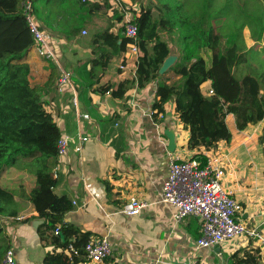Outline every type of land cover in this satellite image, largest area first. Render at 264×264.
Wrapping results in <instances>:
<instances>
[{"label":"trees","instance_id":"obj_1","mask_svg":"<svg viewBox=\"0 0 264 264\" xmlns=\"http://www.w3.org/2000/svg\"><path fill=\"white\" fill-rule=\"evenodd\" d=\"M129 1L140 10L133 20L138 30L134 78L102 86L99 94L122 100L134 84L143 87L155 81L153 119L161 123L159 115L164 117L166 105L173 101L175 115L189 133L187 149L198 151L193 159L202 166L206 163L203 152L214 149L221 141L230 142L228 115H233L238 131L259 122L264 124V45L261 50L249 48L243 36L244 28H248L251 40H264V5L258 0H158L156 5L151 0ZM28 2L42 30L68 40L88 26L95 12L107 11L110 2L100 5L81 0H0V176L10 168H18L34 178L27 200L44 221L39 238L58 251L46 254L43 264H88L85 245L91 234L66 222L65 216L74 209L72 200L54 191L58 184L54 171L61 131L45 107L49 104L47 94L55 88L60 72L52 61H47L49 76L42 87L29 81L27 60L34 39L25 14ZM114 14L115 22L94 33L91 39L89 77L96 82L130 43L121 27L117 28L122 15L116 11ZM163 32H179L182 49L180 61L159 75L163 61L171 54ZM207 82L210 93L205 95L201 87ZM117 127L118 117L113 116L103 124L102 133L106 134L105 140L117 133L111 145L120 153L124 140ZM257 141L264 180V126ZM13 195L0 184L1 215L13 204ZM10 214L15 216L16 212ZM56 228L58 234L54 233ZM69 245L74 251L66 253ZM7 249L0 250V264ZM259 252L241 250L230 259L232 264H261Z\"/></svg>","mask_w":264,"mask_h":264},{"label":"crops","instance_id":"obj_2","mask_svg":"<svg viewBox=\"0 0 264 264\" xmlns=\"http://www.w3.org/2000/svg\"><path fill=\"white\" fill-rule=\"evenodd\" d=\"M119 2L137 7L129 0ZM108 6L107 11L112 13V5ZM105 11L95 12L89 25L74 38L64 40L52 35V46L57 44L63 54L64 65L57 60L60 68L71 75L77 87L79 111L89 116L86 121H77L69 107L68 92L58 94L54 88L47 94L48 108L61 133L72 138V146L57 167L58 184L54 189L58 195H68L72 200L74 209L65 216L66 222L81 232L90 233V237H106L111 251L101 264H187L192 260L232 264V254L255 249H259L260 263L264 264V247L253 239L241 238L211 249H196L200 235L198 219L188 217L175 223L172 209L160 202L170 158L189 160L198 151L187 149L189 133L175 115L173 101L166 105L161 123L153 119L155 81L143 87L134 84L122 100L113 99L110 94H99L100 87L132 80L135 72L134 64L122 63L119 54L97 82L89 77L92 36L115 21L107 18ZM99 17L106 20L98 22ZM27 63L31 85L42 87L49 76V63L39 58L33 49ZM120 64L125 65L124 69L119 68ZM201 89L206 95L209 82ZM66 104L67 111H63ZM113 116L118 117L117 128L124 140L120 153L111 145L117 133L108 140L102 133L103 124ZM226 122L231 132L230 142L221 141L203 155L218 156L224 172L222 183L241 206L240 220L248 227L264 230L263 158L257 141L264 124L259 122L238 131L233 115H228ZM166 129L175 134L173 153L167 150L168 140L163 134ZM80 136L88 140L78 154L74 147ZM0 184L14 192L13 204L0 214V250L13 249L16 264H43L46 254L58 251L40 241L39 229L44 221L27 200L34 186L33 176L22 170L8 169L0 176ZM131 198L143 200L149 207L135 216L122 213ZM11 212L16 215L11 216Z\"/></svg>","mask_w":264,"mask_h":264},{"label":"built area","instance_id":"obj_3","mask_svg":"<svg viewBox=\"0 0 264 264\" xmlns=\"http://www.w3.org/2000/svg\"><path fill=\"white\" fill-rule=\"evenodd\" d=\"M81 1L101 5L106 0ZM109 2L112 9L123 17L117 28L121 27L123 36L130 40L126 51L121 54V58L125 63L130 61L134 63L138 56V49L134 43L138 30L133 20L139 16L140 10L137 7L123 6L119 0H109ZM25 14L29 31L34 39L33 50L40 58L45 61H52L59 68L60 76L55 83L56 92L58 94L69 93V107L73 110L78 122L88 120V114L79 111L77 87L73 84L71 75L60 68V64L55 58L51 44L53 36L49 31L41 29V24L32 14L30 2L25 5ZM124 64H120L119 68L124 69ZM48 107L47 105L45 109L52 115ZM63 111H67V104L63 107ZM159 118H162V116L159 115ZM87 140L86 136H80L74 147V152L80 154L83 143ZM71 146L72 138L62 132L57 144L58 165L54 171L55 177L57 176L59 163ZM204 156L206 163L203 166L197 159L170 158L168 172L161 188L160 202L172 209V219L175 223H180L188 217L198 219L200 235L195 244L198 250L215 248L241 238L253 239L264 247V230L259 227H248L240 220L241 206L233 197L232 192L222 183L224 172L219 165L218 156L213 153L211 155L204 154ZM147 207H149L147 202L131 198L121 211L128 216H135ZM54 232L58 234V228ZM68 251H74L71 245L65 252ZM110 251L111 247L106 237H90L85 245L88 264H101L109 256ZM1 264H16L13 249L9 248L5 251ZM128 264L138 263L130 262ZM187 264L207 263L192 260Z\"/></svg>","mask_w":264,"mask_h":264},{"label":"rangeland","instance_id":"obj_4","mask_svg":"<svg viewBox=\"0 0 264 264\" xmlns=\"http://www.w3.org/2000/svg\"><path fill=\"white\" fill-rule=\"evenodd\" d=\"M145 3L146 0H144ZM149 1V0H147ZM243 1V0H242ZM151 2L156 5L158 3V0H151ZM259 3H261L262 5H264V0H258ZM122 3V2H121ZM128 2L126 3H122V5L124 6H127ZM64 12V11H63ZM63 14V13H62ZM107 14L109 15V19H112L114 20L115 19V14L112 15L111 12H108L107 11ZM58 19L60 20L61 19V16L58 17ZM105 19V18H104ZM104 19L99 17L97 18V21L98 22H104ZM106 20V19H105ZM89 25V23H88ZM105 24H103L104 26ZM106 26V25H105ZM86 33V32H85ZM163 37H167V41L169 42V45H170V49H171V55L175 56L176 57V62H179V56H180V51L182 49V44H181V40L179 39V32H172V33H167L165 34L164 32L162 33ZM243 36H244V40H245V43L247 45V47L249 48H254L255 50H261V48L263 47L264 45V40L260 41L259 43H256L254 42L253 40H251L250 38V31L248 28H244L243 30ZM64 40H67L64 38ZM57 44L53 43V46H52V49H53V52L55 54V58L59 61H63V65H64V59H63V54L61 53V51L56 47ZM38 56V55H37ZM39 57V56H38ZM206 57V56H205ZM40 58V57H39ZM174 63V64H175ZM168 76H171V78L173 79V76L171 73L168 74ZM14 171H18L19 169L18 168H10ZM228 260V259H227Z\"/></svg>","mask_w":264,"mask_h":264},{"label":"water","instance_id":"obj_5","mask_svg":"<svg viewBox=\"0 0 264 264\" xmlns=\"http://www.w3.org/2000/svg\"><path fill=\"white\" fill-rule=\"evenodd\" d=\"M175 61H176V57L173 56V55H169L163 61L162 65H161V67H160V69L158 71L159 75L165 74L169 70V68L174 65ZM163 134L168 140L167 150L170 153H173L175 151V146H176L174 132L172 130L166 129Z\"/></svg>","mask_w":264,"mask_h":264}]
</instances>
